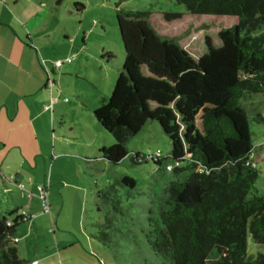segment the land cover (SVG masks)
<instances>
[{
  "label": "trees",
  "instance_id": "16d2710c",
  "mask_svg": "<svg viewBox=\"0 0 264 264\" xmlns=\"http://www.w3.org/2000/svg\"><path fill=\"white\" fill-rule=\"evenodd\" d=\"M122 1L115 17L124 58L108 98L93 109L114 142L98 153L111 164L129 154L134 163L149 158L165 168L161 157L126 148L130 136L155 120L179 162L140 230L144 241L162 264H264V253L245 251L246 225L264 243V194L251 192L264 150L253 145L249 129L250 121L264 123V109L244 106L264 94V0H175L185 12L162 14L119 8ZM200 17L209 19L219 45L206 38L205 52L195 57L167 30ZM118 182L135 185L128 176ZM13 213L0 217V264H24L11 237L30 214L7 222ZM105 234L95 235L105 240Z\"/></svg>",
  "mask_w": 264,
  "mask_h": 264
},
{
  "label": "rangeland",
  "instance_id": "374dc122",
  "mask_svg": "<svg viewBox=\"0 0 264 264\" xmlns=\"http://www.w3.org/2000/svg\"><path fill=\"white\" fill-rule=\"evenodd\" d=\"M55 2L53 0V21L59 18L62 25L59 28L53 27L49 38L43 41L46 53L40 58L52 61V64L56 60L64 62L62 66H54L53 73L49 71V80L51 77L55 78L57 86L53 88L59 89L60 96V102L55 107L61 114V120L54 130L58 132L59 128L63 143L58 141L57 145L67 147L64 157L70 159L71 163L69 169L59 174L62 177L58 181H55V174L60 171L56 172L53 168L50 174L47 162L45 168L36 171L35 177L39 181L35 180L32 185L23 183V189H11L17 190L19 194L22 192V201L29 202V208L34 213L42 211L37 186H45L48 189L47 201L51 208L52 222L55 218L53 205H61L58 224L64 230L63 234L80 239L85 235L93 236L102 264H162V259L144 241L140 230L151 214L149 211L156 213L155 200L162 194L170 170L164 168L163 164L158 168L149 158L134 163L129 154L118 163L111 164L95 150L85 158L80 153L90 152L91 147H88L85 136L92 137L95 132L96 144L106 146L114 142L113 136L94 118L93 109L101 98H108L124 58L115 17L117 0H60L54 4ZM74 2H80L83 7L77 9ZM118 7L147 10L152 14L185 12V6L175 0H124ZM20 8L16 6L14 10L18 11ZM160 19L165 21L162 17ZM209 25L207 17L193 20L186 18L173 23L167 33L178 36L180 44L197 57L206 50V38L214 46L219 45L216 30ZM65 68L66 74L63 72ZM263 102L264 94H255L244 101V106L251 112L261 109ZM249 129L253 145H261L260 148L264 150V123L250 121ZM126 148L130 152L138 150L145 155L159 149L158 156L163 162L174 165V160L169 156V139L155 120H147L130 136ZM75 160L82 161L79 172L73 168ZM257 170L258 176L251 192L264 194V162L257 164ZM121 176L133 178L134 187L120 184L118 180ZM41 215L48 217L47 213ZM39 217L41 216L36 217L35 222ZM41 225L33 226L31 231L38 235H51L47 231L51 227L50 220L46 230ZM52 225L56 233L54 222ZM100 232L106 233L105 240L96 237ZM245 251L248 255L264 253V243L253 240L247 225ZM212 252L215 254L214 250Z\"/></svg>",
  "mask_w": 264,
  "mask_h": 264
},
{
  "label": "crops",
  "instance_id": "0c3cea01",
  "mask_svg": "<svg viewBox=\"0 0 264 264\" xmlns=\"http://www.w3.org/2000/svg\"><path fill=\"white\" fill-rule=\"evenodd\" d=\"M16 6L21 8L15 11ZM54 10L53 0H0V217L14 211L8 216V222L24 210L30 214L17 225L11 237L24 264H32V261H36L33 264H102L93 236L85 235L80 239L63 234L58 224L61 205H53L52 209L55 233L49 203V212L32 213L30 203L21 199L22 192L11 189H23V183L32 185L37 169L45 168L47 162L50 174L53 168L60 171L55 174L58 181L62 177L59 174L69 169L71 163L64 157L67 147L57 145L58 141L63 143L59 128L58 132L54 130L61 120L55 107L60 102L59 89L53 88L57 82L54 77L49 80V71L54 72V65L40 58L46 53L44 40L49 38L53 27L62 25L59 18L53 21ZM61 31L64 34L62 26ZM65 71L66 68L63 71L66 74ZM85 137L91 149L88 153L80 152L84 158L104 146L96 144V132L92 137ZM81 162L74 161L76 172ZM47 194L48 189L46 197ZM40 213H47L48 217ZM37 216H41L36 221L39 224L35 222ZM49 220L51 227L47 229ZM40 225L51 235L31 231L33 226Z\"/></svg>",
  "mask_w": 264,
  "mask_h": 264
},
{
  "label": "built area",
  "instance_id": "2783aa9c",
  "mask_svg": "<svg viewBox=\"0 0 264 264\" xmlns=\"http://www.w3.org/2000/svg\"><path fill=\"white\" fill-rule=\"evenodd\" d=\"M62 63H63V61L56 60V61H54V64L53 65L59 67V66L62 65ZM159 152H160L159 149H156L154 152H150L149 151L148 156L149 157H151V156H153V157L158 156V153ZM174 164L175 165H178L179 162L178 161H174ZM170 167H171V165H166L165 166L166 169H170ZM38 190H39L38 196L41 199L42 211L43 212H49V205H48L47 197H46V188L44 186H39L38 187ZM31 263L32 264L33 263H36V261H32Z\"/></svg>",
  "mask_w": 264,
  "mask_h": 264
}]
</instances>
